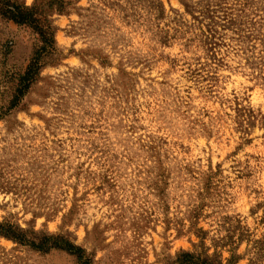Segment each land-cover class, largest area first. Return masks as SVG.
Returning a JSON list of instances; mask_svg holds the SVG:
<instances>
[{
  "label": "rangeland",
  "instance_id": "374dc122",
  "mask_svg": "<svg viewBox=\"0 0 264 264\" xmlns=\"http://www.w3.org/2000/svg\"><path fill=\"white\" fill-rule=\"evenodd\" d=\"M64 1L0 17V223L83 257L0 264H264V0Z\"/></svg>",
  "mask_w": 264,
  "mask_h": 264
},
{
  "label": "trees",
  "instance_id": "16d2710c",
  "mask_svg": "<svg viewBox=\"0 0 264 264\" xmlns=\"http://www.w3.org/2000/svg\"><path fill=\"white\" fill-rule=\"evenodd\" d=\"M45 1L46 3L44 5L34 2L31 6H26L19 3L17 0H0V17L15 24L26 25L32 28L39 36L42 43L40 49L41 54L53 51V45H55L54 32L46 22L39 19L43 8H48L51 12L56 14H62L65 12L68 5V2L64 0ZM38 53L39 52H36V56L32 58L30 66L26 71L25 78H31V74L36 72L38 67ZM22 84H25L24 79ZM0 235L37 250L56 248L69 252L76 256L78 260H81L83 257L82 250L79 247L63 238L53 237L52 235H34V233L28 236L25 231L16 229L7 223H0ZM184 255H186L187 258H184V260H175L174 264H195L191 260L192 257L188 254Z\"/></svg>",
  "mask_w": 264,
  "mask_h": 264
}]
</instances>
